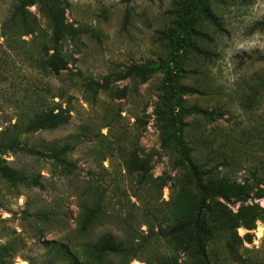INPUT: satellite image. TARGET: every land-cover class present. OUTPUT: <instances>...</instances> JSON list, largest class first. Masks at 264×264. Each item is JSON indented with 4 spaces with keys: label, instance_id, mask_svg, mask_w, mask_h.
<instances>
[{
    "label": "rangeland",
    "instance_id": "rangeland-1",
    "mask_svg": "<svg viewBox=\"0 0 264 264\" xmlns=\"http://www.w3.org/2000/svg\"><path fill=\"white\" fill-rule=\"evenodd\" d=\"M11 1L0 0V26ZM66 2L68 21L83 31L66 42L69 62L60 74L29 67L0 37V129L14 116L25 89L34 82L48 85L71 119L23 135V143L44 151L52 142L69 144L68 156L77 164L65 174L45 157L6 154L10 166L42 186L11 183L0 175L5 263L72 264L68 249L87 263L93 240L104 234L140 240L149 230L168 226L178 212L192 211L198 197L192 176L174 147L162 145L166 71L159 69L146 81L125 77L130 66L171 60L172 40L184 33L179 22L187 5L195 32L182 43L180 62L170 63L173 78L189 90L183 95L186 106L218 110L221 116L210 121L181 115L184 140L203 168L218 166L221 178L246 184L251 194L245 202L211 200V215H231L243 204L264 208V0ZM30 9L39 14L37 5ZM41 21L48 30L46 19ZM90 197L102 203V214L85 231L79 225L80 205ZM238 232L244 235L247 229ZM253 232L245 254L264 264L263 219ZM139 250L134 259L110 255L98 264H156L170 249L150 237ZM225 254L222 234L215 233L208 248L211 264H221ZM181 260L188 264L189 255L181 253Z\"/></svg>",
    "mask_w": 264,
    "mask_h": 264
},
{
    "label": "trees",
    "instance_id": "trees-1",
    "mask_svg": "<svg viewBox=\"0 0 264 264\" xmlns=\"http://www.w3.org/2000/svg\"><path fill=\"white\" fill-rule=\"evenodd\" d=\"M32 5L39 7L40 15L30 9ZM66 6V0H12L9 15L0 26V37L3 38V44H7L20 61L29 67L47 74H60L69 62V55L65 50L66 42L74 39L78 33L83 31L68 21ZM191 13L192 6L187 5L180 14L179 23L184 33L176 41L172 40V58L167 64L151 62L133 65L126 70L125 77L132 76L146 81L157 70L166 71L167 82L163 88L164 94L161 98L163 109L160 113L163 121L162 145L174 147L180 163L192 176L198 192L192 211L187 215L178 212L179 215L173 216L168 226L164 227L161 224L158 232L151 229L149 230L150 235L140 240L134 236L133 239L124 241L114 234H104L93 240L89 250L90 255L93 254V256L87 263L81 260L78 251L68 249L66 252L72 264H98V261L110 255L134 259L138 257L137 252L150 237L164 240L170 249L159 256L156 264H186L181 260L183 252L189 255L188 264H211L208 248L213 235L218 232H221L224 239L226 253L221 257V264L256 263L251 256L245 254L248 248L244 246V243L253 242V230L257 227V220H264V215L261 213L264 208L259 205L243 204L236 213L231 215L226 214L221 218L216 214L211 215V200L222 198L227 201L234 199L245 202L251 197L249 188L246 184L236 180L221 178V170L218 166L203 168L204 166L194 159L191 149L184 140L185 123L181 115H202L210 121L221 116L218 110L186 106L183 95L189 93V90L177 84L173 78L174 73L170 63L180 62V47L184 46L182 43L188 42V34L195 32ZM41 16L46 19L48 30L42 24ZM29 36L31 38L26 39ZM25 90L20 95V99L16 100L19 102L15 105L14 116L2 124L0 129V175L11 183L42 186L38 178L28 177L10 166L5 156L9 152L26 151L29 154L49 159L53 166L62 173H72L77 164L73 158L68 156L72 149L69 144L61 145L52 142L46 146L47 151H44L27 146L22 140L25 134H34L68 124L71 113L60 100H55L58 96L52 92L50 86H42L34 82L30 88ZM87 194L92 195L90 192ZM80 207L79 225L86 231L102 214L103 205L100 201L90 197L89 200L84 198ZM239 227L246 228L247 232L244 235L239 234ZM6 254V247L0 245V264H6L4 261Z\"/></svg>",
    "mask_w": 264,
    "mask_h": 264
}]
</instances>
